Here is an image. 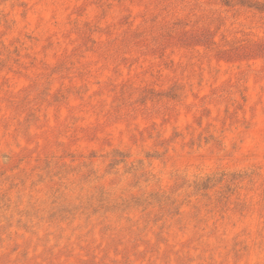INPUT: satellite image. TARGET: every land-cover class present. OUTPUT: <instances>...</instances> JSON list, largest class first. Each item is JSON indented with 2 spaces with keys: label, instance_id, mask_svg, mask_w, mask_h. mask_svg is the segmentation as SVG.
I'll return each mask as SVG.
<instances>
[{
  "label": "rangeland",
  "instance_id": "1",
  "mask_svg": "<svg viewBox=\"0 0 264 264\" xmlns=\"http://www.w3.org/2000/svg\"><path fill=\"white\" fill-rule=\"evenodd\" d=\"M0 264H264V0H0Z\"/></svg>",
  "mask_w": 264,
  "mask_h": 264
}]
</instances>
